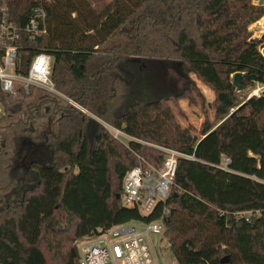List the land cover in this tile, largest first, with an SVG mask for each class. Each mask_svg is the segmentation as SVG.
Wrapping results in <instances>:
<instances>
[{"label": "trees", "instance_id": "1", "mask_svg": "<svg viewBox=\"0 0 264 264\" xmlns=\"http://www.w3.org/2000/svg\"><path fill=\"white\" fill-rule=\"evenodd\" d=\"M5 1L19 24L44 6L47 33L22 64L42 48L66 101L9 100L0 90V264H77L78 241L155 221L164 206L175 264H264V90L241 98L232 84L239 73L243 88L264 87V56L249 42L264 6L110 0L97 13L88 0ZM115 36L122 42L104 48ZM191 75L214 92V122L202 123L200 138L170 107L181 114L177 102L193 105L194 93L205 111ZM157 148L195 160L178 163L174 192H183L145 217L124 206L122 180L137 156L160 162Z\"/></svg>", "mask_w": 264, "mask_h": 264}, {"label": "built area", "instance_id": "2", "mask_svg": "<svg viewBox=\"0 0 264 264\" xmlns=\"http://www.w3.org/2000/svg\"><path fill=\"white\" fill-rule=\"evenodd\" d=\"M46 33L47 17L42 4L34 6L27 20L19 24L12 18L6 1L0 0V90L9 99L28 97L38 89L60 96L50 80L52 58L42 48L22 64L23 54L34 51L33 43ZM22 67L25 74L19 72ZM262 90L264 87L256 90L253 96H259ZM69 103L79 108L73 102ZM103 125L115 139H126L121 131ZM157 149L163 154L160 162L145 163L137 156L139 165L127 171L122 180L124 206L137 207L145 217L151 215L158 204L165 205L172 194L183 192L178 187L174 192L178 163L182 159L195 160L193 156L174 150ZM228 163V159H223L222 169H226ZM249 214L242 215L248 217ZM168 215L169 210L164 206L155 221L116 225L97 236L81 239L76 244L77 264H164V252L158 249V259L151 247L150 237L161 239Z\"/></svg>", "mask_w": 264, "mask_h": 264}, {"label": "rangeland", "instance_id": "3", "mask_svg": "<svg viewBox=\"0 0 264 264\" xmlns=\"http://www.w3.org/2000/svg\"><path fill=\"white\" fill-rule=\"evenodd\" d=\"M88 2L90 3V5L93 7V9L97 13L102 12L104 10V8H106L110 4V0H88ZM252 2L254 5H258L259 0H252ZM262 19H264V17H262L258 22L254 23L253 25H251L249 27V32H250L249 40H251V39L257 40L256 44H258V50L262 54V56H264V22H262V24L260 23L262 21ZM120 42H122V37L115 36L112 39H110L107 42V44H105L103 47L109 49L110 47H112L115 44L120 43ZM190 78L194 81L196 87L198 88V90L200 91V93L203 95V97L205 99V108H204L205 111L204 112L202 111L200 104H199V99L195 96L194 93L192 94V97L194 98V100L196 102L193 105H190L186 100H179L177 102L178 109L180 112L182 111L180 106H179V105H181L180 103L181 102L186 103L183 106L186 109V112H184V114H179L177 112V108L173 107L172 104H170V107L175 114H178V119H175L176 122L182 128L188 129L190 131L191 135L196 136L197 138H200L201 137L200 127H201L202 123L205 121H209L211 123L214 122V119H213L214 118V110L211 107V104L213 101L208 103L207 102L208 100H206L204 94L202 93V91H207L206 90L207 88L209 90H211V89L208 86H206L205 84H203L201 81L197 80L194 75H191ZM260 89H261L260 86L255 85L254 87L243 88L240 91L236 90V93L241 95V98H248L249 96H253V93L256 90L260 91ZM211 92L213 93V96H214V92L212 90H211ZM46 93L47 92H45L44 90L38 89L35 91V93L30 98L26 99V101H31V100L35 99L36 97H38L42 94H46ZM60 97H61V95H60ZM19 98L20 97H16L14 99H19ZM61 98H63V100L66 101V98L64 96H62ZM9 100H11V99H9ZM150 242H151V247H152V249H153V251L157 257L159 256L158 255V249H160L162 252H164L162 255V261L164 264H174L175 260L170 253L169 246H168V239H167L165 234L162 235L160 240L158 239V237L151 236ZM158 259H159V257H158ZM160 261H161V259H160Z\"/></svg>", "mask_w": 264, "mask_h": 264}, {"label": "water", "instance_id": "4", "mask_svg": "<svg viewBox=\"0 0 264 264\" xmlns=\"http://www.w3.org/2000/svg\"><path fill=\"white\" fill-rule=\"evenodd\" d=\"M258 5L264 6V0H259ZM249 42L256 43L257 40L251 39V40H249ZM240 81H241V74H239V73L234 74L233 79H232V84L236 88L237 91H240L243 89V86L241 85ZM250 97L251 96H249L248 98H250ZM226 263H227V258L225 257L224 259L221 260V264H226Z\"/></svg>", "mask_w": 264, "mask_h": 264}, {"label": "crops", "instance_id": "5", "mask_svg": "<svg viewBox=\"0 0 264 264\" xmlns=\"http://www.w3.org/2000/svg\"><path fill=\"white\" fill-rule=\"evenodd\" d=\"M262 24V23H261ZM260 24V25H261ZM207 91H202V93L204 94L206 100H208L207 102H212L214 100V96H213V93L211 92V90H209L208 88L206 89ZM207 92V93H206ZM181 105L180 108H181V114H184V112H186V109L183 107L186 103L185 102H181L180 103ZM183 104V105H182ZM175 114V113H174ZM175 118L178 119V114H175Z\"/></svg>", "mask_w": 264, "mask_h": 264}, {"label": "bare ground", "instance_id": "6", "mask_svg": "<svg viewBox=\"0 0 264 264\" xmlns=\"http://www.w3.org/2000/svg\"><path fill=\"white\" fill-rule=\"evenodd\" d=\"M262 22H264V19H262V21H261L260 23H262ZM260 23H259V24H260Z\"/></svg>", "mask_w": 264, "mask_h": 264}]
</instances>
